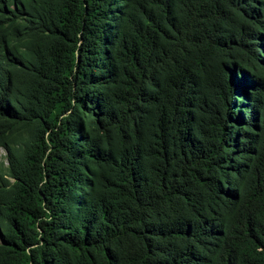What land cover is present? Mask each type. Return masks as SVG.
Listing matches in <instances>:
<instances>
[{
  "label": "trees",
  "instance_id": "obj_1",
  "mask_svg": "<svg viewBox=\"0 0 264 264\" xmlns=\"http://www.w3.org/2000/svg\"><path fill=\"white\" fill-rule=\"evenodd\" d=\"M0 264H264V0H0Z\"/></svg>",
  "mask_w": 264,
  "mask_h": 264
},
{
  "label": "rangeland",
  "instance_id": "obj_2",
  "mask_svg": "<svg viewBox=\"0 0 264 264\" xmlns=\"http://www.w3.org/2000/svg\"><path fill=\"white\" fill-rule=\"evenodd\" d=\"M6 151L0 148V169L3 170L6 166Z\"/></svg>",
  "mask_w": 264,
  "mask_h": 264
}]
</instances>
